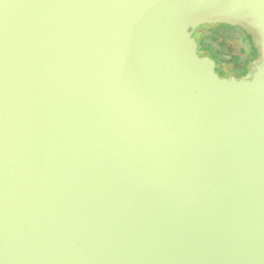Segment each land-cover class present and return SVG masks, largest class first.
I'll list each match as a JSON object with an SVG mask.
<instances>
[{"label": "water", "instance_id": "water-1", "mask_svg": "<svg viewBox=\"0 0 264 264\" xmlns=\"http://www.w3.org/2000/svg\"><path fill=\"white\" fill-rule=\"evenodd\" d=\"M0 264H264V0H0Z\"/></svg>", "mask_w": 264, "mask_h": 264}, {"label": "trees", "instance_id": "trees-1", "mask_svg": "<svg viewBox=\"0 0 264 264\" xmlns=\"http://www.w3.org/2000/svg\"><path fill=\"white\" fill-rule=\"evenodd\" d=\"M225 26V28H230L232 32H227V35L230 34H238L239 36H242V39L246 42L248 46V53L245 55V57H238V55H233L231 62L233 66L229 67L225 70V57L222 53L221 45L219 43L215 44V41L213 39H216L218 36H227L223 35L219 32V29H221V26ZM211 30L208 34L203 35L200 37L199 43H198V52L200 55H207L211 57H218L219 62L221 63V70L222 73H235L240 71L241 73L246 72V68L249 65V63L255 58V47L252 40V37L250 34H248L244 29H242L240 26L236 25H229L226 23H218V24H212L210 25ZM213 40V41H212Z\"/></svg>", "mask_w": 264, "mask_h": 264}, {"label": "rangeland", "instance_id": "rangeland-1", "mask_svg": "<svg viewBox=\"0 0 264 264\" xmlns=\"http://www.w3.org/2000/svg\"><path fill=\"white\" fill-rule=\"evenodd\" d=\"M210 25L212 24H203L198 26L194 30L193 37L196 39L197 43H199L200 37L209 33V31L211 30ZM220 26L221 29H219V32L221 34L227 35L228 31L232 32L230 28H225V26L222 25ZM213 40L215 41V44L219 43L221 45L222 53L225 57V62H224L225 70L233 66L231 62L233 55H238V57H245V55H247L249 51L246 42L243 39H241V37L238 34H230L225 37L218 36L216 39ZM216 71L218 72V74H223L222 73L223 71L218 67L216 68ZM236 71L238 72V70ZM237 72H235V74H237Z\"/></svg>", "mask_w": 264, "mask_h": 264}, {"label": "flooded vegetation", "instance_id": "flooded-vegetation-1", "mask_svg": "<svg viewBox=\"0 0 264 264\" xmlns=\"http://www.w3.org/2000/svg\"><path fill=\"white\" fill-rule=\"evenodd\" d=\"M242 28V27H241ZM243 29V28H242ZM245 30V29H244ZM246 31V30H245ZM247 32V31H246ZM248 33V32H247ZM248 34H250V33H248ZM251 35V37H252V39H253V35L252 34H250ZM241 37V39H242V36H240ZM255 47V46H254ZM255 53H256V56H255V58H257L258 57V55H259V51H258V49L255 47ZM209 57H211V56H209ZM211 58H213L214 59V61H215V70H216V68L218 67L219 69H221V63L219 62V58L218 57H216V58H214V57H211ZM254 58V59H255ZM250 64V63H249ZM248 68H249V65L247 66V68H246V72H247V70H248ZM217 72V71H216ZM246 72L245 73H241L240 71L239 72H237V74H235V73H230V72H228V73H226V74H219L220 76H225V77H227V76H229V75H234L235 77H242V76H244L245 74H246ZM218 73V72H217Z\"/></svg>", "mask_w": 264, "mask_h": 264}]
</instances>
